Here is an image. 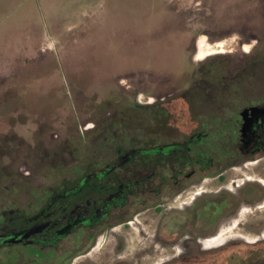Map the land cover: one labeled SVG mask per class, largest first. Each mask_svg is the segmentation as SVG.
Here are the masks:
<instances>
[{"label": "rangeland", "instance_id": "obj_1", "mask_svg": "<svg viewBox=\"0 0 264 264\" xmlns=\"http://www.w3.org/2000/svg\"><path fill=\"white\" fill-rule=\"evenodd\" d=\"M6 1L11 2L0 0V34L21 31L28 22L34 35L48 27L52 39L36 35L33 42L19 39L14 46L25 53L33 48L29 55L1 56L9 65L10 60L21 65L29 59L23 70L5 72L0 78V105L5 101L0 109V180L4 175L8 178L0 182L4 207L13 205L14 200L7 197L12 190L22 191L15 202L22 204L32 186H53L61 175L70 174L76 160L91 159L90 145L99 133L94 128L143 125L145 115L133 104L160 102L175 94L170 88L184 83L192 62L218 57L209 74L230 79L241 57L256 44L258 36L250 34L264 32V0H40L42 8L37 0H18L19 7L12 0V8H6ZM51 22L53 26H48ZM208 70L205 67L195 78L207 77ZM108 80L114 83H105ZM164 107L177 112L187 106L177 101ZM29 113L36 120L28 118ZM250 167L243 169L244 176L228 171L227 187L207 179L175 202L177 196L167 200L158 215L150 209L134 214L129 226H110L97 233L88 256L69 264L120 260L154 264L171 256L175 251H169L160 235L167 214H177L180 224H200L205 213L191 217V205L199 196L234 195L241 182H247L245 178L264 179V159ZM30 175L36 178L29 181ZM198 191L205 193L191 199ZM240 207L247 213L235 232L249 238L238 236L204 249L196 242L200 235L188 234L193 237L189 239L193 252L204 255L199 264L264 263V207ZM234 217L228 216L220 228ZM255 222L262 225L252 227ZM255 238L259 241L251 243ZM181 243H177L179 250L184 249Z\"/></svg>", "mask_w": 264, "mask_h": 264}, {"label": "flooded vegetation", "instance_id": "obj_2", "mask_svg": "<svg viewBox=\"0 0 264 264\" xmlns=\"http://www.w3.org/2000/svg\"><path fill=\"white\" fill-rule=\"evenodd\" d=\"M261 33L250 34L258 36L256 44L241 57L230 79L209 74L218 57L192 62L184 83L170 88L175 94L160 102L133 104L145 115L143 125L94 128L93 132L99 133L90 145L91 159L76 160L70 174L61 175L53 186H32L22 204L15 203L22 192L17 188L7 195L14 200L12 206H2L0 199V264L75 262L94 250L95 236L110 226H129L134 214L150 209L158 215L167 200L177 196L175 202L189 188L207 179L227 187L228 171L244 176L243 169L258 165L264 159V32ZM205 67L209 68L207 77L195 78ZM177 101L186 102L188 110L184 106L177 112L164 107ZM28 118L35 119L32 115ZM14 154L13 150L11 159ZM34 178L28 177L29 181ZM7 181L5 175L0 180ZM245 181L231 196L225 192L203 197L199 195L204 191L193 193L191 199L199 198L191 205V217L205 213L200 224H180L177 214L169 212L161 223L160 235L169 251L175 252L154 264H199L198 259L204 255L193 252L190 232L200 235L196 242L204 249L222 246L238 236L249 238L235 232L247 213L240 206L264 207V179L248 177ZM228 216L235 217L220 228ZM261 225L255 222L252 227ZM211 231L215 233L208 235ZM179 241L184 249H178ZM257 241L259 238L251 243ZM113 264L133 263L120 260Z\"/></svg>", "mask_w": 264, "mask_h": 264}, {"label": "crops", "instance_id": "obj_3", "mask_svg": "<svg viewBox=\"0 0 264 264\" xmlns=\"http://www.w3.org/2000/svg\"><path fill=\"white\" fill-rule=\"evenodd\" d=\"M18 0H15V4L17 3ZM12 2V0H11ZM11 2H8L6 1L5 4H6V8H12L14 5H12L14 3V1L11 3ZM21 1H19L17 3V7H19L21 5L20 3ZM37 2L39 3V8H42L41 6L42 3L40 2V0H37ZM12 5V6H9L8 5ZM19 5V6H18ZM8 18H10V15L7 16ZM5 18L4 20H7L8 18ZM3 20V19H2ZM3 22V21H2ZM48 26H53V22H51L50 24H47ZM3 25L0 26V28L2 27ZM31 30H34L33 29V26L30 24V23H25L23 26H22V29L20 31L19 30H16V31H10L8 33H4V34H0V78L4 75L5 72H13V71H19V70H23L24 69V64L25 63H28V60H24L25 62H23L21 65H17V64H13L14 63V60H10V65L8 64L9 63V60L8 59H1V56L2 55H12V54H21V55H25V54H28L30 52L29 48H27V52L28 53H25L26 51H22V50H17V47L14 46V44H16L18 42L19 39H25L27 40L28 42H33L34 40V36L37 37L38 36V39H43V38H51L52 39V36L50 35V31L48 29V27L45 28V31L41 34H35L31 31ZM7 45L9 46V48H6ZM15 49V50H14ZM24 50L26 48H23ZM32 51H33V48H32ZM31 51V52H32ZM30 52V53H31ZM29 55V54H28ZM17 58V57H16ZM23 58H27V57H23ZM12 59V58H11ZM28 67H26L27 69ZM2 82V81H1ZM0 82V83H1Z\"/></svg>", "mask_w": 264, "mask_h": 264}, {"label": "trees", "instance_id": "obj_4", "mask_svg": "<svg viewBox=\"0 0 264 264\" xmlns=\"http://www.w3.org/2000/svg\"><path fill=\"white\" fill-rule=\"evenodd\" d=\"M4 102H5V101H4ZM232 246H233V245H232ZM230 247H231V246H230ZM230 247H228V248H230ZM253 247L256 248L257 246H253ZM235 255H238V254H235ZM228 259H229V258H227L226 260L229 261ZM226 260H225V261H226ZM220 263H221V262L218 261V262H216L215 264H220ZM262 264H264V263H262Z\"/></svg>", "mask_w": 264, "mask_h": 264}, {"label": "snow or ice", "instance_id": "obj_5", "mask_svg": "<svg viewBox=\"0 0 264 264\" xmlns=\"http://www.w3.org/2000/svg\"><path fill=\"white\" fill-rule=\"evenodd\" d=\"M89 127H91V125H89Z\"/></svg>", "mask_w": 264, "mask_h": 264}]
</instances>
